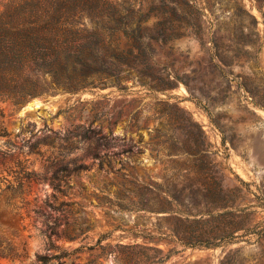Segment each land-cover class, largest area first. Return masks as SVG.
<instances>
[{
	"label": "rangeland",
	"instance_id": "rangeland-1",
	"mask_svg": "<svg viewBox=\"0 0 264 264\" xmlns=\"http://www.w3.org/2000/svg\"><path fill=\"white\" fill-rule=\"evenodd\" d=\"M22 6L59 10L39 24L102 42L99 53L137 42L128 55L140 53L143 75L125 70L119 87L0 101V264H150L155 248L172 251L162 264H264V8L255 0H0V12ZM214 41L231 51L228 83L209 62ZM175 76L171 90L148 87ZM188 118L227 178L223 202L238 210L207 225L237 229L208 247L170 241L162 215L130 205L132 185L161 186L172 175L159 144L182 138Z\"/></svg>",
	"mask_w": 264,
	"mask_h": 264
},
{
	"label": "trees",
	"instance_id": "trees-1",
	"mask_svg": "<svg viewBox=\"0 0 264 264\" xmlns=\"http://www.w3.org/2000/svg\"><path fill=\"white\" fill-rule=\"evenodd\" d=\"M255 2L262 11L264 0ZM60 16L57 9L25 6L0 12V101L22 105L29 99L57 92L74 94L91 88H104L112 83L119 87L123 78L121 73L125 70H134L142 77L140 53L128 55L131 49L140 50L137 42L122 40L116 43V56L99 53L100 48L104 51L108 49L102 42L96 45L77 30H57L52 23L39 24L42 18L53 22ZM247 16L253 25L257 24L248 13ZM261 17L264 27V12H261ZM17 19L23 21L16 23ZM196 27L200 31V25ZM209 50L212 52L209 62L228 83L233 65L229 46L214 41ZM174 79L175 82L170 78L152 80L148 87L158 92L171 90L174 84L181 81L177 76ZM243 80L238 86L249 95ZM187 124L182 138L165 137L159 144L172 165L164 170H172V175L165 176L161 186L132 185L131 194L136 200L130 201V205L137 212L162 215L160 218L170 227V234H160V237L164 235L186 248L208 247L210 241L222 238L220 233L232 235L237 229L228 227V230L214 233L207 231V225L225 218H236L238 210L223 202L225 189L222 182L227 178L208 150L200 126L190 118ZM162 126L160 122L159 127ZM159 132L156 129V133ZM6 136L0 129V139ZM176 176L182 182L175 181L173 178ZM204 205H209V208H204ZM151 250L157 256L150 264H162L172 252L164 255L160 249ZM131 261L128 264H139V260Z\"/></svg>",
	"mask_w": 264,
	"mask_h": 264
}]
</instances>
